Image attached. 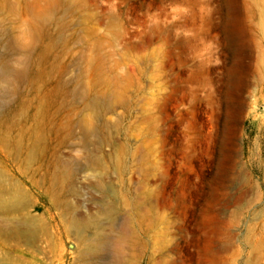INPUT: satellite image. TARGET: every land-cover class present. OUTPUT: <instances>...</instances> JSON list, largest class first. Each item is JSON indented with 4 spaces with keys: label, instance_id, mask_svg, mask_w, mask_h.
<instances>
[{
    "label": "rangeland",
    "instance_id": "374dc122",
    "mask_svg": "<svg viewBox=\"0 0 264 264\" xmlns=\"http://www.w3.org/2000/svg\"><path fill=\"white\" fill-rule=\"evenodd\" d=\"M16 114L0 171L45 231L0 210L5 264H264V0H0V129ZM62 164L88 258L35 186Z\"/></svg>",
    "mask_w": 264,
    "mask_h": 264
},
{
    "label": "bare ground",
    "instance_id": "6f19581e",
    "mask_svg": "<svg viewBox=\"0 0 264 264\" xmlns=\"http://www.w3.org/2000/svg\"><path fill=\"white\" fill-rule=\"evenodd\" d=\"M57 5V4H56ZM49 8V7H48ZM52 10V9H51ZM39 12V11H38ZM43 12V11H42ZM53 14V11H51ZM50 13V11H47V14ZM50 15V14H48ZM47 15V16H48ZM38 16V15H37ZM35 16V17H37ZM45 16V15H44ZM46 16V17H47ZM42 17V16H40ZM34 21V20H33ZM36 22V21H35ZM36 27V26H35ZM35 28H32V30ZM36 31V30H35ZM38 31V30H37ZM27 57V56H26ZM25 58V57H24ZM26 59V58H25ZM33 59V58H32ZM24 61V60H23ZM22 62V61H21ZM21 68L15 70V75L12 73V77L15 78L18 82L20 80H25L27 77V69L23 65V62L21 63ZM11 66V65H10ZM13 67V66H12ZM9 68V67H8ZM15 68V67H13ZM52 68H54L52 66ZM12 70V69H10ZM49 71V70H48ZM51 71V70H50ZM13 72V71H12ZM54 72V71H53ZM9 73V72H8ZM47 73V72H46ZM11 74V73H10ZM51 74V73H50ZM14 75V76H13ZM46 75V74H45ZM5 77V76H4ZM9 77V76H8ZM6 78V77H5ZM11 78V77H10ZM8 80V78H6ZM5 80V79H4ZM53 80V79H52ZM9 81V80H8ZM15 81V80H14ZM11 82V81H10ZM54 82V81H53ZM10 83L8 84V86ZM18 85V84H17ZM54 85V84H53ZM57 85V84H56ZM61 85V84H60ZM58 87V85H57ZM10 88V87H9ZM52 93V92H51ZM60 93V92H59ZM71 93V92H70ZM46 95V94H45ZM80 96V95H79ZM84 96V95H83ZM86 96V95H85ZM53 97V96H52ZM59 98V97H58ZM39 99V98H38ZM53 99V98H52ZM83 98H80V101ZM41 100V97H40ZM87 100V99H86ZM93 100V99H92ZM36 101V100H35ZM52 101V100H51ZM85 101V100H84ZM98 102V101H96ZM101 102V101H100ZM90 103V102H89ZM88 103V104H89ZM83 103H81L82 105ZM87 104V103H86ZM100 104V103H99ZM105 104V103H104ZM64 105V104H63ZM85 105V104H84ZM103 106V105H102ZM101 106V107H102ZM84 107V106H83ZM82 107V108H83ZM87 107V106H86ZM93 105H90V108H92ZM100 107V108H101ZM85 108V107H84ZM98 108V107H97ZM103 108V107H102ZM28 110V109H27ZM94 110V109H93ZM105 110V109H104ZM82 113V111H81ZM85 113V112H84ZM91 113V112H90ZM58 114V113H57ZM92 114V113H91ZM90 114V115H91ZM21 114H16L15 116H12L10 120H7L3 128L0 129V141L4 143L6 146H10L13 142L17 143V146H15V150L19 151L21 149V138L18 137V139H15V136L13 135L15 131L19 129V125L17 123V118ZM45 115V114H44ZM70 115V114H69ZM93 115V114H92ZM99 116V115H98ZM53 117V116H52ZM72 116H70L71 118ZM89 117V115H88ZM94 117V116H93ZM22 118V117H21ZM74 120V119H73ZM90 120V119H89ZM32 121V120H31ZM42 121V120H41ZM82 121V120H81ZM45 122V121H44ZM60 122V121H59ZM62 122V121H61ZM90 123V121H88ZM46 123V122H45ZM44 123V124H45ZM63 123V122H62ZM54 125V124H53ZM56 126V125H55ZM74 126V125H73ZM96 126V125H95ZM51 127V126H50ZM93 128V127H92ZM92 128L90 126H85V131L87 133L92 131ZM56 129V128H55ZM53 130V129H52ZM84 130V129H83ZM47 131V130H46ZM19 132V131H18ZM95 133V132H94ZM92 134V133H90ZM94 135V134H93ZM47 136V135H46ZM85 137V136H84ZM87 140V139H86ZM85 141V140H84ZM92 156V155H91ZM94 158V156H93ZM61 161V160H60ZM93 163L100 167L102 166L101 159L95 157L93 159ZM105 169V168H104ZM71 169L66 165L62 164L60 168H57V171L53 175V179L51 180V185H35L39 187L40 189H43L44 193L48 195L50 198V201L57 207H63L65 210L64 212V220L67 225V227L74 231L76 234L78 241L80 244L85 245L83 250H80V256L83 258H88L90 254L92 253V250H95L96 244H98L97 241L88 242L85 239L84 236V230L85 225L79 221L74 219H68L65 217H68L71 214V205L69 201L65 200V196L70 194H75L74 189L70 187L69 185H64L68 177L70 176ZM98 173V172H97ZM8 185H4L7 184ZM60 184V185H59ZM28 195L27 192L24 191L20 185H15L14 183H10L9 177H7L4 173V171H0V210L5 215V221L4 226L8 228L9 233L17 235V237H23L27 238L30 244H33L36 242L39 234L42 231H45V227H42L41 224H38L37 221L30 216H28L27 213H25L28 210ZM9 259V258H8ZM8 262L6 259L0 257V264H5ZM11 263V262H10ZM12 264V263H11Z\"/></svg>",
    "mask_w": 264,
    "mask_h": 264
}]
</instances>
